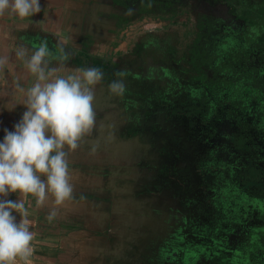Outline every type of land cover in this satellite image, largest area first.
I'll list each match as a JSON object with an SVG mask.
<instances>
[{
	"label": "crops",
	"instance_id": "crops-1",
	"mask_svg": "<svg viewBox=\"0 0 264 264\" xmlns=\"http://www.w3.org/2000/svg\"><path fill=\"white\" fill-rule=\"evenodd\" d=\"M132 1L40 0L41 11L34 16L21 19L11 12L0 16V59L6 61L0 66V140L4 130L11 131L20 120L27 89L35 82L17 57L18 48L31 51L47 40L54 56L62 55L58 45L69 55L67 61L48 58L47 67L57 69V75L88 67L104 73V82L95 87V126L68 155L72 197L56 218L50 222L51 205L38 207L31 195L3 197L19 198L25 205L35 234L31 264H219L222 260L208 241L203 247L202 239L197 244L183 236L184 181L179 173L169 180L159 170L163 156L152 152L155 143L149 127L137 122V99L130 100L134 111H125L121 97L107 91L118 70L127 74L120 77L124 83L127 79L135 83L133 74L140 63L149 68L169 66L167 54L182 48L180 23L186 17L179 11L171 15L161 9L128 10L125 4ZM13 215L19 222L20 216Z\"/></svg>",
	"mask_w": 264,
	"mask_h": 264
},
{
	"label": "flooded vegetation",
	"instance_id": "flooded-vegetation-1",
	"mask_svg": "<svg viewBox=\"0 0 264 264\" xmlns=\"http://www.w3.org/2000/svg\"><path fill=\"white\" fill-rule=\"evenodd\" d=\"M145 1L133 0L125 6L128 10L146 8L148 11L150 9L160 11L162 9L161 11L166 13L169 12L168 9H174L180 11L183 19L189 16L188 13H195L194 18L208 17L206 27L199 32L196 41L194 40V48L202 44L204 57L209 61L207 62L209 70L202 72L203 78L206 79L204 84H210L208 79L214 78L215 67L220 68L231 62L229 56H232V60L235 57L243 61L245 55L243 48L250 52L254 51L251 49L254 46L256 47L254 56L264 58V46L258 43L256 36L260 28L249 25L251 24L247 19V16H250L249 7L239 4L243 0H239V3L237 0H147V3ZM199 27H202L201 23ZM225 53L227 54L224 55ZM170 54L171 52L167 54L169 59ZM159 66L167 67L161 64ZM150 68L140 63L137 74L132 73L137 76V81L133 83L127 79L121 104L126 107L125 111H134L130 110V100L137 99L139 126H142L139 118L144 115L145 117L152 115V118L159 120L160 124H156L155 138L165 143V149L171 147L162 136L175 130L167 129L168 122L163 124L164 121L171 122V117L183 121V118L189 114L193 117L197 115L201 117L208 111L229 112L227 120L229 131L224 130L225 133L220 134L214 132L213 139L209 142V145L213 146L215 155L206 153L208 155L204 154L206 159L203 161L192 157L193 160L188 163L189 161L183 158L185 155L182 149L178 152L177 158L168 152L163 157L164 163H167L163 164L161 161L157 163L158 166L160 165V171L162 166L165 167L162 171L168 175L169 180L179 173L178 176L184 181L187 232L183 236L186 240H193L197 244L202 239L203 247L204 242L208 241L213 254L222 258L219 264H264V139L262 138L264 129L258 127L256 131L248 117L235 116L237 111H264V79L258 81L262 84L256 91V88L247 85L241 88L240 80L231 82L229 78L230 82H227V85L233 84L234 89L222 90L219 94L215 92L209 94L206 91L200 98V103L190 105L188 99L179 98L177 90L174 93L173 88L169 89L163 79L162 81L157 79V75L149 77ZM241 75L239 74V77ZM158 80L160 82H157ZM252 82L255 85L256 81ZM204 89L206 90L205 87ZM135 93L137 97L134 96ZM213 100L218 104L211 103ZM144 122L146 126H150L146 120ZM180 127L179 129L182 130L183 125ZM217 134L224 136L227 142L224 144L220 142L217 145L218 141L215 138ZM152 135L154 136V132ZM237 138L243 139L246 148H241L244 145L239 148L234 146ZM194 166L195 169L192 171L191 168ZM250 167L262 170V178L257 181L247 178L248 173L244 169Z\"/></svg>",
	"mask_w": 264,
	"mask_h": 264
},
{
	"label": "clouds",
	"instance_id": "clouds-1",
	"mask_svg": "<svg viewBox=\"0 0 264 264\" xmlns=\"http://www.w3.org/2000/svg\"><path fill=\"white\" fill-rule=\"evenodd\" d=\"M40 11V0H0V16L11 12L23 19ZM58 47L60 56L53 55L47 40L31 51L20 47L16 52L35 82L27 89L20 120L11 131L5 129L0 140V264H31L35 235L23 201L3 197L31 195L38 207L51 205L47 219L54 220L73 193L68 155L96 123L95 87L104 82V73L88 67L57 75V69L47 67L48 58L69 59L63 47ZM5 62L0 59V66ZM114 75L117 78L107 84V91L120 98L125 92L123 72ZM13 213L20 216L19 222Z\"/></svg>",
	"mask_w": 264,
	"mask_h": 264
},
{
	"label": "rangeland",
	"instance_id": "rangeland-1",
	"mask_svg": "<svg viewBox=\"0 0 264 264\" xmlns=\"http://www.w3.org/2000/svg\"><path fill=\"white\" fill-rule=\"evenodd\" d=\"M256 2V0L248 1L247 7H249L248 10L250 16H247V19H249V23H251L249 25H251V27H254L255 25L257 27L261 26L260 31H257L259 34L256 36L258 43L264 46V23L262 22L264 21V12L261 13L260 9L259 12L256 10L254 6ZM181 10L183 9L181 8ZM168 11V13L171 15L176 13V10L174 9H168ZM206 18L208 17L203 16L200 18H194L192 15V17L186 18L187 21H181L180 25L184 27V35L179 40L182 48L178 49L176 52H171L169 66H159L155 68L151 67L149 69V77L151 75L152 77L157 75V79H163L169 89L173 88L174 93L177 90L179 98L188 99L190 105L195 103L197 105V103L200 101V98L206 91L209 94H213L212 92L219 94L222 90L229 91V88L234 89L233 84L227 85V82H230L229 78L231 79V82L234 80H240L241 84L239 86H241V88H245L243 86L247 85L256 88V91H258L262 84L258 81L260 79H264V58H258L257 56H254L256 53V47L254 46L251 48L254 49V51L250 52L243 48L245 53L243 56V61H240L239 58L237 59L234 56V59L232 60V56H229V61H231L230 63L221 66L220 68L215 67L214 71H216V74H214V78L208 79L210 84L203 83L206 79L203 78L204 74H202V72L204 70H209V66L207 65V62L209 61L204 57L202 44H198L197 48H194V46L196 41L195 39L198 37L199 32H201L206 27V23L208 22V20L206 21ZM199 23H201V28L199 27ZM258 23L261 24L258 25ZM194 50L196 51L195 53ZM231 50L232 48L230 51ZM226 54L227 53L224 55ZM200 56H202V58ZM239 74H242L241 77H239ZM253 80L256 81L255 85H253ZM157 82L160 81L158 80ZM211 103L218 104L216 100L211 101ZM255 105L256 104L254 102V106ZM260 105L261 104H259V106ZM244 107L246 108V106ZM227 112L228 111H208L207 113L205 112L201 117L198 115L193 117V115L189 114V116H185V118H183V121H180V119H177V117H171V122L164 121L163 124L168 122L167 129L175 130L174 132L172 131L168 134L165 133L166 135L164 134V136H162V138L166 140L165 142L169 143L168 145L171 147H168L169 149H165V143L163 141H158L155 138L157 134L156 124H160L158 122L159 120L157 121V118H152V115H148L149 117H145L146 115H144L143 117L139 118V121L141 122V125L146 126V123L144 122L146 120L148 125H150V133L152 132L153 134L154 132V136L150 133L148 134L153 137L155 149L152 150V152L155 155L165 157V155L170 152V154L177 158L179 155L178 152L183 149L182 151L185 155L183 158L188 160V163H190L192 157L203 161L206 159L204 154L208 153L215 155V151L212 149L213 146H210L209 142L213 139L212 136L214 132H218L219 134L225 133L224 130L229 128L227 123L229 112ZM235 116H237L236 118L248 117L250 124L255 128L256 131L258 127H262V129H264V111H237ZM180 125H183L182 130L179 129L181 128ZM219 134H217L215 137L218 141L217 145H219L220 142L223 144L226 143L227 140L225 137ZM262 138L264 139L263 136ZM164 161L165 159L163 158L162 162L163 164H166L167 162L164 163ZM194 169L195 166L191 168L192 171ZM161 170H165V167L162 166ZM244 171H247L246 173L248 174L251 172H256L251 168H245Z\"/></svg>",
	"mask_w": 264,
	"mask_h": 264
},
{
	"label": "trees",
	"instance_id": "trees-1",
	"mask_svg": "<svg viewBox=\"0 0 264 264\" xmlns=\"http://www.w3.org/2000/svg\"><path fill=\"white\" fill-rule=\"evenodd\" d=\"M256 1H257L256 4H254L256 10L259 11V9H260V12L263 13L264 12V0H256ZM237 2L239 3V0H237ZM247 3H248V0H243L239 4L241 6H248ZM262 22L264 23V21H262ZM260 24L261 23H258V25H260ZM258 27L260 28L261 26H258ZM243 145H244L243 139L237 138V140H235V142H234V146L236 148H239ZM241 148H246V145H244ZM251 169L255 170L256 172H251L250 174L247 175L248 176L247 178H249L250 180H254V181L255 180L257 181L258 179L262 178V176H263L262 170L260 171L259 169L255 168V167H253Z\"/></svg>",
	"mask_w": 264,
	"mask_h": 264
}]
</instances>
